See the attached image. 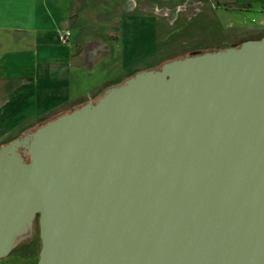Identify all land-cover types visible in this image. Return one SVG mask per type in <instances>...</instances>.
<instances>
[{
  "label": "water",
  "instance_id": "obj_1",
  "mask_svg": "<svg viewBox=\"0 0 264 264\" xmlns=\"http://www.w3.org/2000/svg\"><path fill=\"white\" fill-rule=\"evenodd\" d=\"M36 213V264H264V34L0 146V258Z\"/></svg>",
  "mask_w": 264,
  "mask_h": 264
},
{
  "label": "crops",
  "instance_id": "obj_2",
  "mask_svg": "<svg viewBox=\"0 0 264 264\" xmlns=\"http://www.w3.org/2000/svg\"><path fill=\"white\" fill-rule=\"evenodd\" d=\"M234 1L242 10L259 6L264 13V0ZM82 2L0 0V129L26 118L18 115L26 109L44 113L61 104L74 103L79 106L88 101V98L77 99L78 95L70 96L72 83L79 80L77 70L121 52L124 45L117 48L110 42L118 41L123 36V27L120 31L122 36L118 37L112 36L111 23L103 34L97 33L88 27V24L98 21L97 13L89 11ZM132 16L136 17L135 14L124 15V21ZM259 23L257 26L264 27V16ZM62 29L70 32L66 43H60L57 38L58 31ZM128 35L131 37V34ZM91 45L92 51L89 52ZM99 48L111 49L112 52L97 54L96 49ZM152 50H145L138 58H143ZM131 58L125 60L124 68L138 59ZM109 78H105V81ZM11 257H1L0 264H12Z\"/></svg>",
  "mask_w": 264,
  "mask_h": 264
},
{
  "label": "rangeland",
  "instance_id": "obj_3",
  "mask_svg": "<svg viewBox=\"0 0 264 264\" xmlns=\"http://www.w3.org/2000/svg\"><path fill=\"white\" fill-rule=\"evenodd\" d=\"M82 1V5L89 11L97 13L98 21L88 24V27L103 34L111 23L110 28L114 37L122 36L120 33L123 27V36L118 41L111 40L110 43L117 48L122 45L124 47L120 50L121 52L119 51V54L115 53L114 56L110 55L100 63L77 70L76 75L79 76V80L72 83L70 94L71 97L78 95L77 99L92 98L104 87L125 78L135 67L140 69L145 65L158 66L161 61L158 62L157 58L165 60L182 57L192 50L201 51L235 44L245 36L259 34L264 30V27L257 26L260 25L258 21L264 16L260 7L253 6L250 9L242 10L234 0ZM128 14L136 15L128 20L129 23L127 20L124 21V15L127 17ZM262 25L264 26V23ZM128 34H131V37ZM128 37H130L129 41ZM117 48L114 49V52ZM152 48L151 53L143 58H138L145 50L148 51ZM96 50L97 54H102L105 51L112 52L111 49L106 48ZM91 51L92 45L89 47V52ZM128 58L138 59L125 69L124 62ZM91 63L92 61L89 64ZM121 69L124 71H120ZM105 78L109 79L105 81ZM76 106L78 105L72 103L66 108ZM42 112L28 111V109L20 112L18 115L22 114L26 118L15 124L10 123V126L5 129H0V145L18 137L27 129L38 126L37 118ZM38 249L39 242L31 244L24 251H16L18 252L15 254L16 257L13 256L14 254L8 255L13 259L10 262L12 264H35Z\"/></svg>",
  "mask_w": 264,
  "mask_h": 264
},
{
  "label": "flooded vegetation",
  "instance_id": "obj_4",
  "mask_svg": "<svg viewBox=\"0 0 264 264\" xmlns=\"http://www.w3.org/2000/svg\"><path fill=\"white\" fill-rule=\"evenodd\" d=\"M193 51H200V50H192V51H190L188 54H190L191 52H193ZM185 56V55H184ZM174 58H176V57H174ZM169 59V58H168ZM168 59H165L164 60V58L163 59H158L157 58V60H158V62H159V60L161 61L160 63H159V65L158 66H156V67H154V66H144V67H142L140 70H142V69H156V68H159L160 66H161V64L164 62V61H167ZM126 78V77H125ZM124 78V79H125ZM120 82L119 81H117L116 83H113V84H110L109 86H112V85H116V84H119ZM109 86H106V87H104L103 89H101L96 95H94L92 98H89L88 99V101L90 100V101H94L95 100V98H97L100 94H102L103 92H104V90L107 88V87H109ZM36 128V127H35ZM34 128H30V129H27L26 131H24L23 133H21L19 136H23L24 134H26L27 132H30L31 130H33ZM18 136V137H19ZM16 138V137H15ZM12 140V139H11ZM10 141V140H9ZM9 141H7V142H5V143H2L0 146H2L3 144H6V143H8ZM21 148H19V150H20ZM27 155H25V157H26ZM39 225H38V213H36L35 215H34V217H33V219H32V230H30V229H27L24 233H22L21 235H22V239L21 240H19L17 243H16V245L11 249V251H10V253L8 254V255H10V254H18V252H16V251H24L25 250V248L26 247H28L27 246V244L26 243H29V245H31V244H37L38 242H39V240H38V236H39ZM25 242V243H24ZM8 255H6V256H8ZM5 257V256H4Z\"/></svg>",
  "mask_w": 264,
  "mask_h": 264
},
{
  "label": "trees",
  "instance_id": "obj_5",
  "mask_svg": "<svg viewBox=\"0 0 264 264\" xmlns=\"http://www.w3.org/2000/svg\"><path fill=\"white\" fill-rule=\"evenodd\" d=\"M263 34H264V30L261 31L259 34L245 36V37L241 38V39L239 40V42H236L235 45H238L241 41H243V40H245V39L260 38ZM230 45H233V44H230ZM230 45L220 46V47H217V48H214V49L224 48V47H227V46H230ZM205 50H206V49H205ZM205 50H201V52H202V51H205ZM208 50H210V49H208ZM170 59H173V58H169L168 60H170ZM140 69H141V68H140ZM140 69H138V68L135 67L134 70L131 71L130 73H128L127 76H125V77H126V78L129 77L130 75L134 74L136 71H139ZM126 78H125V79H126ZM125 79H124V78H121V79H119V80H117V81H119V82H123ZM117 81H115L114 83H116ZM67 105H68V104H61V105H58V106H56V107H54V108H52V109H50V110H48V111L42 113L41 115H39V117L37 118V120L39 121L38 126L41 125V124H43V123H45V122H47L48 120H50V119H52V118H55L57 115H59V114H61V113H63V112L70 111V110L73 109V108H66ZM74 108H75V107H74ZM48 116H49V117H48ZM47 117H48V118H47ZM38 126H36V127H38ZM25 159L27 160V156L25 157ZM38 240H39V248H40V238H39V236H38ZM24 243H25V242H24ZM26 244H27L28 247L30 246L29 243H26ZM38 251H39V249H38ZM37 258H38V252H37ZM36 262H37V260H36ZM35 264H36V263H35Z\"/></svg>",
  "mask_w": 264,
  "mask_h": 264
},
{
  "label": "built area",
  "instance_id": "obj_6",
  "mask_svg": "<svg viewBox=\"0 0 264 264\" xmlns=\"http://www.w3.org/2000/svg\"><path fill=\"white\" fill-rule=\"evenodd\" d=\"M70 37V32L67 29H62L58 31L57 38L60 42H66Z\"/></svg>",
  "mask_w": 264,
  "mask_h": 264
}]
</instances>
